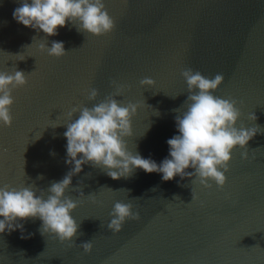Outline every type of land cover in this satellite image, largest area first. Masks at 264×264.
Here are the masks:
<instances>
[{"label":"water","instance_id":"95a60500","mask_svg":"<svg viewBox=\"0 0 264 264\" xmlns=\"http://www.w3.org/2000/svg\"><path fill=\"white\" fill-rule=\"evenodd\" d=\"M19 2L0 0V71L28 79L13 90L12 125L0 126V186L32 184L39 192L61 180L72 167L63 135L68 112L113 94V80L125 86L117 99L140 104L126 138L130 150L158 163L178 131L186 68L223 74L214 94L237 102L238 125L262 131L232 153L223 188L190 177L164 181L142 169L114 180L85 164L66 193L78 201L75 240L44 235L41 220L29 218L21 221L27 238L20 229L0 234V264H264V0H104L116 26L101 36L71 22L55 36L38 32L13 18ZM53 40L64 42L66 55L39 49ZM147 77L154 86L140 84ZM91 88L100 93L95 101ZM117 201L131 203L141 218L114 233L107 223ZM90 240L89 253L81 244Z\"/></svg>","mask_w":264,"mask_h":264},{"label":"clouds","instance_id":"9594fccd","mask_svg":"<svg viewBox=\"0 0 264 264\" xmlns=\"http://www.w3.org/2000/svg\"><path fill=\"white\" fill-rule=\"evenodd\" d=\"M12 15L18 23L38 32L42 30L48 36L58 35L59 28L69 22L78 31L96 36L107 34L116 26L104 0H20ZM38 47L55 57L67 54L63 41L53 40L51 46L40 43ZM19 59L23 60L24 56ZM182 75L188 95L184 110H175L179 112L175 117L178 131L166 141L168 156L158 163L130 150L126 138L133 135L132 119L140 104H124L117 99L122 97L125 86L113 80V94L91 107H73L68 112L69 122L63 135L67 140L65 162L72 167L61 180L39 192L32 184L19 188L8 184L0 186V234L20 229L21 238H27L23 235L21 221L39 218L42 234L58 237L61 242L74 241L80 225L72 213L78 201L66 193L72 187L73 176L80 173L85 164L104 170L114 180L129 178L137 169H142L146 173L161 174L164 181L176 176L190 177L205 188H211L213 183L223 188L232 153L237 148L247 149L248 142L262 130L258 125H238L241 111L237 102L214 94L225 80L223 74L207 77L186 68ZM27 83L23 71H0V126L12 125L13 90ZM155 83L150 77L140 81L145 87ZM99 94L97 88H91L88 99L95 101ZM75 113L79 116L73 119ZM250 119H257L255 113L250 114ZM241 155L248 159L249 153L244 151ZM189 168L193 171H187ZM77 190L79 196H85L82 189ZM192 194V200L198 199L193 191ZM88 196L95 202L93 193ZM110 216L107 228L114 233H119L128 220L141 218L139 212L133 211L131 203L122 201L114 203ZM81 247L90 253L93 243L86 241Z\"/></svg>","mask_w":264,"mask_h":264}]
</instances>
